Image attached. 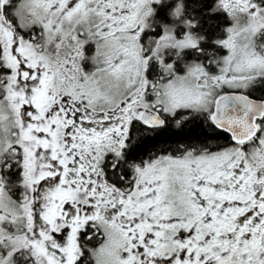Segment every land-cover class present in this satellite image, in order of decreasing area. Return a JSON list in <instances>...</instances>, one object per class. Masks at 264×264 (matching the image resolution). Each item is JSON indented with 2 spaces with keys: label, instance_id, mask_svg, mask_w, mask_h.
Returning <instances> with one entry per match:
<instances>
[{
  "label": "snow or ice",
  "instance_id": "snow-or-ice-1",
  "mask_svg": "<svg viewBox=\"0 0 264 264\" xmlns=\"http://www.w3.org/2000/svg\"><path fill=\"white\" fill-rule=\"evenodd\" d=\"M0 264H264V0H0Z\"/></svg>",
  "mask_w": 264,
  "mask_h": 264
}]
</instances>
